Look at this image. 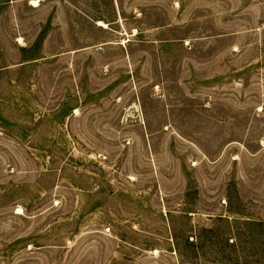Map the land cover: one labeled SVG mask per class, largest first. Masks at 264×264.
I'll return each instance as SVG.
<instances>
[{
	"label": "rangeland",
	"instance_id": "1",
	"mask_svg": "<svg viewBox=\"0 0 264 264\" xmlns=\"http://www.w3.org/2000/svg\"><path fill=\"white\" fill-rule=\"evenodd\" d=\"M0 264H264V0H0Z\"/></svg>",
	"mask_w": 264,
	"mask_h": 264
},
{
	"label": "bare ground",
	"instance_id": "2",
	"mask_svg": "<svg viewBox=\"0 0 264 264\" xmlns=\"http://www.w3.org/2000/svg\"><path fill=\"white\" fill-rule=\"evenodd\" d=\"M37 3H38L37 1H33V2H32L33 5H36ZM99 25H100V26H104V24L101 23V22L99 23Z\"/></svg>",
	"mask_w": 264,
	"mask_h": 264
}]
</instances>
